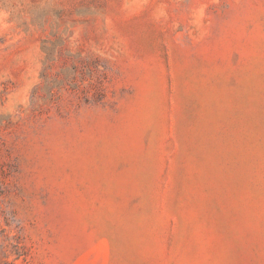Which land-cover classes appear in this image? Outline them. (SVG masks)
Returning a JSON list of instances; mask_svg holds the SVG:
<instances>
[{"label":"rangeland","instance_id":"374dc122","mask_svg":"<svg viewBox=\"0 0 264 264\" xmlns=\"http://www.w3.org/2000/svg\"><path fill=\"white\" fill-rule=\"evenodd\" d=\"M0 264H264V0H0Z\"/></svg>","mask_w":264,"mask_h":264}]
</instances>
